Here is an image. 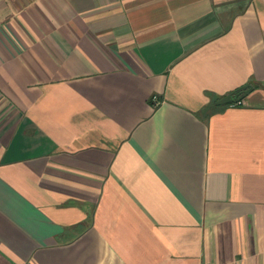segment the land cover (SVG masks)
Returning a JSON list of instances; mask_svg holds the SVG:
<instances>
[{
  "label": "crops",
  "instance_id": "0c3cea01",
  "mask_svg": "<svg viewBox=\"0 0 264 264\" xmlns=\"http://www.w3.org/2000/svg\"><path fill=\"white\" fill-rule=\"evenodd\" d=\"M0 264H264V0H0Z\"/></svg>",
  "mask_w": 264,
  "mask_h": 264
},
{
  "label": "water",
  "instance_id": "95a60500",
  "mask_svg": "<svg viewBox=\"0 0 264 264\" xmlns=\"http://www.w3.org/2000/svg\"><path fill=\"white\" fill-rule=\"evenodd\" d=\"M253 90V86L245 84L239 89L217 99L214 104L216 106H226L233 103H240Z\"/></svg>",
  "mask_w": 264,
  "mask_h": 264
},
{
  "label": "trees",
  "instance_id": "16d2710c",
  "mask_svg": "<svg viewBox=\"0 0 264 264\" xmlns=\"http://www.w3.org/2000/svg\"><path fill=\"white\" fill-rule=\"evenodd\" d=\"M239 89V88H238ZM237 90V89H236ZM235 91V90H234ZM241 103V102H240ZM240 103H233V104H229L227 106H231V105H240Z\"/></svg>",
  "mask_w": 264,
  "mask_h": 264
},
{
  "label": "built area",
  "instance_id": "2783aa9c",
  "mask_svg": "<svg viewBox=\"0 0 264 264\" xmlns=\"http://www.w3.org/2000/svg\"><path fill=\"white\" fill-rule=\"evenodd\" d=\"M155 99V98H154Z\"/></svg>",
  "mask_w": 264,
  "mask_h": 264
}]
</instances>
